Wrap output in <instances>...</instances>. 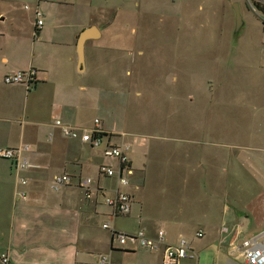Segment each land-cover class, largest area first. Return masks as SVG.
Wrapping results in <instances>:
<instances>
[{"label": "crops", "instance_id": "crops-1", "mask_svg": "<svg viewBox=\"0 0 264 264\" xmlns=\"http://www.w3.org/2000/svg\"><path fill=\"white\" fill-rule=\"evenodd\" d=\"M147 2L0 0V149L28 145L32 165L18 171L0 158V264L2 254L9 264H98L103 253L114 264H163L162 251L122 246L103 228L107 222L153 238L163 230L171 245L186 238L195 255L181 264H247L244 241L264 243V155L227 158L209 153L200 139L185 140L187 147L171 151L169 161H179L163 169L145 135L121 128L131 66L140 68L127 42L132 47L144 32ZM29 68L38 70L30 89L4 83L5 75ZM96 119L111 135L105 143L131 146L134 173H122L127 186L100 173L108 165L118 174L116 158L105 160L90 144L62 135L61 125L91 131ZM182 130L192 134L193 127ZM62 174L73 183L55 191L54 177ZM87 177L92 184L83 188L79 180ZM117 191L130 195L127 215H114L105 203Z\"/></svg>", "mask_w": 264, "mask_h": 264}, {"label": "rangeland", "instance_id": "rangeland-1", "mask_svg": "<svg viewBox=\"0 0 264 264\" xmlns=\"http://www.w3.org/2000/svg\"><path fill=\"white\" fill-rule=\"evenodd\" d=\"M147 1L144 32L132 47L127 42L140 68L131 66L121 128L145 135L163 169L179 161H169L171 151L187 147L185 140L200 139L227 158L264 155L252 149L264 147L263 15L250 0ZM105 142L95 152L107 160Z\"/></svg>", "mask_w": 264, "mask_h": 264}, {"label": "built area", "instance_id": "built-area-1", "mask_svg": "<svg viewBox=\"0 0 264 264\" xmlns=\"http://www.w3.org/2000/svg\"><path fill=\"white\" fill-rule=\"evenodd\" d=\"M264 6V0H257ZM37 15H41L37 13ZM264 17V14H262ZM38 26L43 25V20L39 19ZM38 80V70L35 68H29L28 70L16 71L4 76L3 81L8 85H24L28 89L36 84ZM62 135L71 140H79L84 143L90 144L91 147H101L106 141V137L103 135L106 132L102 128V122L100 119H96L94 127L91 131L82 130L75 127L61 125ZM30 150L28 145H20L16 148L0 149V158L12 160L15 162L16 170L23 171L30 168L32 165L26 156V153ZM130 151L131 146L129 143L122 141L120 144L110 145L106 143L104 154L107 157L116 158L120 164V172L116 171L108 165H103L100 168V173L108 178L117 176L119 184L121 186L129 185L127 177L122 175L123 171L128 175H132L134 172L130 167ZM22 184H26L27 181L22 178ZM73 183V179L70 174L56 175L53 180V189L59 191L66 186H70ZM92 184V178L87 177L79 180V185L83 188H88ZM24 198L25 194L21 193ZM130 195L124 191H117L114 195L106 197L105 203L112 208L114 215H127L131 208ZM104 229L112 232L113 238L118 241L122 246L135 249L138 247L151 249V251L159 252L163 254V264H181L183 260L193 258L194 253L191 245L186 238H180L177 244L171 245L166 242V234L163 230H160L156 237H149L144 230H138L134 233H125L117 231L111 224L107 222L103 225ZM198 237H202L203 233L200 231L197 233ZM243 253L247 264H264V243H259L254 239L246 240L243 243ZM2 264H9L10 257L7 254L1 255ZM98 264H114L110 255L102 254L99 256Z\"/></svg>", "mask_w": 264, "mask_h": 264}, {"label": "water", "instance_id": "water-1", "mask_svg": "<svg viewBox=\"0 0 264 264\" xmlns=\"http://www.w3.org/2000/svg\"><path fill=\"white\" fill-rule=\"evenodd\" d=\"M235 11H236V15H237V18H238V22L240 23L241 21V17H240V12H239V8L238 6L236 5L235 6ZM89 38V33L84 31L81 36L79 37V43H78V47L80 48L79 49V56H80V59L82 60L81 62V65L83 63V47H84V44L86 42V40Z\"/></svg>", "mask_w": 264, "mask_h": 264}, {"label": "trees", "instance_id": "trees-1", "mask_svg": "<svg viewBox=\"0 0 264 264\" xmlns=\"http://www.w3.org/2000/svg\"><path fill=\"white\" fill-rule=\"evenodd\" d=\"M250 6L252 8H254L257 12L264 14V6L257 0H250ZM263 27H264V20H263ZM104 137H106L105 140H107V138L111 137V135L109 134H104Z\"/></svg>", "mask_w": 264, "mask_h": 264}]
</instances>
